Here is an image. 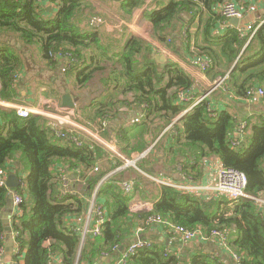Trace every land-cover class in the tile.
Instances as JSON below:
<instances>
[{
	"label": "trees",
	"instance_id": "16d2710c",
	"mask_svg": "<svg viewBox=\"0 0 264 264\" xmlns=\"http://www.w3.org/2000/svg\"><path fill=\"white\" fill-rule=\"evenodd\" d=\"M42 1L0 0V38L15 43L0 39L1 99H18L13 80L23 71L24 62L16 54L17 46L22 50L36 47L48 68L55 70L65 63L64 75H74V96L80 102L92 97L79 106L74 119L118 148L124 159L136 160L140 171L164 181L184 175L197 182L199 165L213 158L221 167L245 175L249 198L231 202L219 197L206 203L191 193L157 184L132 167L103 183L108 174L123 166L120 154L113 157L91 138L65 129L59 136L42 116L20 118L13 110L0 109V169L17 171L8 162L19 153L21 174L27 175L16 190L22 203L10 225L12 233H17L22 264H52L58 256L62 264H95L101 254L113 261L131 244L133 222L140 220L150 226L146 220L151 216L188 230L199 229L205 237L214 229H227L228 247L243 264H264V213L259 203L264 198V118L253 115L237 122L227 111L212 117L207 100L177 118L186 102L182 97L192 89L193 81L178 64L162 62L156 55L163 47L176 56L187 55L189 61H207L210 67L205 74L225 78L226 91L237 98L246 99L251 88L264 91V23L252 36L241 35L236 29L222 36L213 34L222 20L217 7L225 1L238 5L246 0H170L147 16L151 38L159 48L133 35L117 39L103 33L100 26L92 24L97 13L86 0H50L57 10L54 14L45 13ZM116 2V13L123 18L142 7L145 0ZM240 122L246 124L242 136L236 133ZM127 173L134 174L133 188L140 198L153 202L151 211L130 213L131 196L123 195L120 186ZM63 179L74 188L70 190L68 183L64 191ZM83 185L88 188L84 194ZM96 188L106 221L100 236L89 235L79 253L78 228L71 227L68 219L84 214ZM7 196L8 189L0 187V215ZM4 236L0 218V246ZM129 261L215 264L202 253L186 262L152 243Z\"/></svg>",
	"mask_w": 264,
	"mask_h": 264
},
{
	"label": "crops",
	"instance_id": "0c3cea01",
	"mask_svg": "<svg viewBox=\"0 0 264 264\" xmlns=\"http://www.w3.org/2000/svg\"><path fill=\"white\" fill-rule=\"evenodd\" d=\"M86 1H88L97 11H101L102 14H104L101 17L105 19V22L100 27L107 33H113L112 35L114 38L118 39L119 37L122 39L124 37L126 39L127 37L133 35L146 40L149 37H151L152 34V27L147 16L151 14L154 10H157V8L166 6L170 0H145V3L142 7L135 10L130 16H124L123 18L121 16L119 17L116 13L119 7V3L116 2V0L109 1L107 3V6L99 2L98 0H86ZM42 2L45 13L54 14L57 11L55 5L50 3V0H43ZM221 5H219L216 9V13L219 15H220L219 9ZM237 7L243 14L241 19H235L238 20L237 26L235 27L234 25H232L230 20H224L222 18V20L218 22L217 28L213 32V34L215 35L218 34L222 36L225 35L229 30L236 29L241 35H247L245 31L246 27L253 26L256 27L257 29L260 25L264 23V1L246 0L245 3L238 4ZM112 10H115V12ZM122 32L123 34H121ZM119 35H123V36L121 37ZM144 36L147 38L145 39ZM147 42L159 48V46H157L156 43H153L154 41L153 42L147 41ZM25 49L28 48L25 47ZM36 49L37 50L34 51L33 54L28 49V52L31 54L32 69L34 70L33 71L34 75L32 77H29L31 79L25 78L26 75L25 70L26 68H28V64H29L28 60L25 58V55L29 56L28 52H22L24 49L21 50V54L24 57L25 64L23 71L19 75H17L18 76L17 82H19L20 86H23V88L17 89L16 86L18 99L11 102L1 99L2 101L6 102L7 105H9V107L2 109L14 111L13 109L14 107L26 108L34 112L32 115H39L44 117L47 120L49 127L54 130L60 127L68 132H75L80 136L91 138L95 142H97L98 140H102L100 136L93 134L88 127L83 125L81 122H78L77 118L74 119V116H76L77 114L76 112L79 109V106L84 105L82 102L79 101L78 97L74 96L75 93L77 92L76 90L77 87H75L74 84V75L70 74L71 76H69V78H66V76L62 74L64 70L61 69L59 66L55 70L48 68L46 63H44L41 60V57L38 52L39 49L38 48ZM156 55L160 56L158 52ZM163 56L166 58V61L169 60L178 64L182 69L186 71V73L191 77L193 81L192 89L188 93L184 94L182 97V100L186 102L184 103L183 112L177 118H179L184 113L189 111L195 105L194 103L202 97L204 98V100L208 101V107L212 117H216L217 114L223 111H227L230 115H232L234 118L237 119V122L245 117H250L253 115H257L258 117L264 118V102L262 100V97H259L258 95H254L252 98H246V99L237 98L233 92L226 91V87L224 86L222 81L223 79L218 80L208 77L205 74V72H201L198 67L193 65V61L195 59H193V61H189L187 55H183V57H180L174 54L167 55L163 53ZM52 72L53 73L60 72V76L63 75L62 84H59L56 81V77H55L56 75L53 76L50 75L53 74ZM1 88H2V84H1ZM65 94L70 95V97L74 101L75 108L71 109L62 106L61 97ZM67 112H69V117L73 123V127L62 126V125L60 126L54 120L55 119L54 116L59 117L60 114L64 115ZM242 123L245 122H240L239 124ZM0 126H1V121H0ZM72 129L75 131H73ZM56 131L58 133L59 130L57 129ZM247 146L248 144L246 145V147ZM110 149H111L110 151L113 153V157H116L119 154L115 146H112ZM20 158H21V154L18 153L12 156L11 158L12 160L8 162L9 165L13 164L14 170L16 168L18 172L16 170H15L16 172L12 171L10 173L7 170L6 171L8 175L9 174L17 175L21 184L22 180L27 175L25 176L21 174L24 173V171H22V161L20 160ZM121 158L124 160L123 166L118 168L114 172L108 174L102 180L103 183L109 181L110 177L113 174L118 173L119 171L121 172L123 170H126V168L128 169L132 167L141 176L150 179L152 181H155L157 184H160L157 182V180H154L155 178L149 176V174L140 171L136 167V163L131 166L132 164L131 160H126L123 157ZM129 162L130 165H128ZM199 167L201 171V176L197 182L191 180L190 177H189L190 179L189 182L188 180H186L184 175L182 176V179L181 178L179 179V177H177V180H173L174 182L173 181L171 182L169 180L167 182L181 187L187 186L188 184H192L195 188L193 189L191 194L195 195L196 197L200 198L206 203L212 201L213 199L216 201L219 197L215 192H213L212 189L213 180L216 177L219 170L222 169L223 167H221V164L217 159H213V158L203 160L202 163L199 165ZM148 170L154 172L152 168H148ZM178 170H180V167H178ZM116 176L119 175L117 174ZM123 177L124 180L133 183L132 180L134 174L131 175V173H127L124 174ZM164 179L165 178L159 177L158 181H164ZM66 181L68 182L67 179ZM68 183L70 184L69 189L72 188L71 185L72 183L71 182ZM63 189L64 191L65 190L67 191L68 185L65 188L63 187ZM81 189H83V194H84V190H87L88 188L85 185H83ZM77 191L80 190L77 189ZM155 192H156L155 194L157 195L158 190L156 189ZM9 193H11L10 189H8V194ZM96 200L98 202L97 197ZM148 202H150L153 207V202H151L150 200ZM259 203L262 208V212L264 213V198L260 199ZM87 209L83 215L77 216L74 219H68V224L71 227L78 228L77 231L79 232L80 235L79 253L82 249L85 239L89 237V235L85 234L86 230L87 229L89 230L92 227V223H93L92 220L93 218L91 217L89 219L90 208L89 211ZM14 213H16V208H14ZM133 223L135 228L131 243L134 242L135 240H142V241H148L152 244L164 246L169 253L178 254L186 262L190 260V257L192 255L202 253L206 256H210L215 261V264H236V262L233 259V254L235 253L223 248L216 240H208L205 243L199 241L184 243L175 236L173 237L169 236L160 226H156V225L145 226L143 222L140 220H135ZM10 225H11V219H10ZM1 241L2 244L0 247L3 248V256H2L3 264H11L13 262V257H14L15 242L12 240L11 234H7L6 232L4 238H2ZM7 257L11 260L8 263H6ZM115 260L111 261L110 256H107L106 254H101L98 256V258H95V264H111ZM20 264H22V261ZM52 264H62L61 257L59 256L54 257L52 260Z\"/></svg>",
	"mask_w": 264,
	"mask_h": 264
},
{
	"label": "built area",
	"instance_id": "2783aa9c",
	"mask_svg": "<svg viewBox=\"0 0 264 264\" xmlns=\"http://www.w3.org/2000/svg\"><path fill=\"white\" fill-rule=\"evenodd\" d=\"M220 16L224 20H230V19H241L242 18V12L238 9L237 5L232 1H225L222 3L219 9ZM92 24L96 26H101L104 24V21L101 18H94L92 20ZM247 35L252 36L254 32L256 31V27L248 26L245 29ZM158 53H166V51L162 49H158ZM193 65L199 68L201 72H205L209 69L210 64L201 59H195L193 61ZM225 79V78H224ZM224 79L222 81H224ZM18 81V76L16 75L14 77L13 82L16 84ZM221 81V82H222ZM0 88H1V82H0ZM254 95H258L259 97L264 96V91L261 89H249L246 93L247 98H252ZM204 98L198 99L194 104L197 105L200 103ZM194 105V106H195ZM193 106V107H194ZM9 105H7L6 102L2 101L0 98V109L7 108ZM16 115L20 118H26L29 115H32L34 112L32 110L26 109V108H19L14 107L13 108ZM55 121L61 126H72L73 123L70 120L69 112L62 115L60 114L59 117L54 116ZM245 123L239 124L236 133L240 136L243 135V131L245 128ZM59 131L57 135L62 136L60 130L63 128L58 127ZM56 129V130H57ZM73 130V129H72ZM75 131V130H73ZM73 139V142H75L76 145H79V141L75 137H71ZM98 145L105 148L107 151L112 153L110 148L113 146L111 144H107L106 146L105 142L102 140H98L96 142ZM105 143V144H104ZM237 143H233V146H235ZM113 154V153H112ZM141 155V157H143ZM120 156L119 154L117 155ZM131 166L136 163V160L131 161ZM130 165V162L128 163ZM125 165V166H128ZM8 176V173L4 169H0V187H5L6 178ZM186 180L190 182L189 177H186ZM161 185L170 186L172 188H176L177 190L183 192V193H192L193 189L195 188L192 184H188L187 186L181 187L177 185H173L168 183L167 181H158ZM172 182V181H171ZM68 185V182L66 179H63V187L65 188ZM123 195L131 196V199L129 201V211L131 213H135L138 211H151L152 204L146 200H143L140 198V196L137 194V192L134 191L133 183L128 181H123L120 184ZM213 192L217 194L218 197L225 198L228 201H237L242 198H249V195L247 194V179L244 174H242L239 171L233 170V169H225L222 168L217 173L216 177L213 180L212 185ZM98 188L95 189L94 194L91 197L90 201V211H89V219L92 217L93 223L92 227L88 230H86V235H90L92 238H97L100 236L101 228L104 225L106 221L105 217V210L101 205L96 203V192ZM22 203V197L19 196L17 193L13 195V206L17 209V207ZM146 223L150 226L156 225L160 226L161 228L164 227L166 229L167 234H171L172 236L177 237L179 240H181L184 243L193 242V241H199V242H207L208 240H216L218 243L225 248L228 251H231L228 247V241H229V234L230 232L227 229H214L211 231L209 237L203 236L204 234L199 229L194 230H188L185 228H182L180 226L173 225L172 223L164 221L160 216H151L149 219L146 220ZM12 240L15 242V236H17V233H10ZM151 243L148 241H142V240H135L133 243H131L122 253L121 255L111 264H131L130 263V257L134 255L138 250L150 247ZM22 251L19 248L18 243L15 242V248H14V256L16 257V260L13 261L11 264H20L21 263V256ZM3 256V248L0 247V264H3L2 261ZM233 259L236 262V264H243V259L237 255L233 254Z\"/></svg>",
	"mask_w": 264,
	"mask_h": 264
},
{
	"label": "water",
	"instance_id": "95a60500",
	"mask_svg": "<svg viewBox=\"0 0 264 264\" xmlns=\"http://www.w3.org/2000/svg\"><path fill=\"white\" fill-rule=\"evenodd\" d=\"M230 22L235 27L238 24V20H235V19H230ZM159 60L164 62L166 61V58L163 56V54H160ZM61 103L63 107L71 108V109L75 108L74 101L72 100L69 94H65L61 97ZM19 186H20V181L17 175L9 174L6 178L5 187L7 189H10L11 193L8 194L6 206L4 207L0 215L1 223L4 227V231L7 234L11 233L10 219L15 215L14 206H13V195L16 193V190L18 189ZM122 251H123V248H120L119 252H122ZM10 261L11 260L7 257L6 263Z\"/></svg>",
	"mask_w": 264,
	"mask_h": 264
},
{
	"label": "rangeland",
	"instance_id": "374dc122",
	"mask_svg": "<svg viewBox=\"0 0 264 264\" xmlns=\"http://www.w3.org/2000/svg\"><path fill=\"white\" fill-rule=\"evenodd\" d=\"M99 2H101V3H103V4H105L106 6H107V3L109 2V1H112V0H98ZM112 11H114L115 12V10H112ZM95 13H97V16H94V17H92V18H96V17H100L104 22H105V19L104 18H102L101 16H103L104 14H102V12L101 11H97L95 8H94V14ZM118 15V14H117ZM119 16V15H118ZM120 17V16H119ZM91 18V19H92ZM102 32L103 33H106L103 29H102ZM111 34H113V33H111ZM144 38L146 39L147 37H145L144 36ZM1 40H3V41H6V42H9L11 45H13V43H14V40H11V39H9V38H7V37H3V36H1V38H0ZM147 41H150V42H153L152 41V39H151V37H149L148 39H146ZM145 40V41H146ZM153 43H155V42H153ZM158 46V45H157ZM14 50H15V46H13L12 47ZM18 48V49H17ZM17 48H16V54H19L18 56L23 60V62H24V57H23V55L21 54V50H22V48L23 47H18L17 46ZM160 49H162V50H164V51H166V53L165 54H167V55H172V54H175V53H173V52H171L170 50H167V49H165V48H163V47H161ZM29 50L32 52V54H33V52L34 51H36V47H30L29 48ZM22 52H28V49H24ZM158 54H162L161 52L160 53H158ZM28 55L29 56H27V55H25V58L28 60V62H29V64H28V68H26V70H25V72H26V75H25V78L26 79H31V78H29V77H32L34 74H33V69H32V62H31V54L28 52ZM176 55V54H175ZM30 58V59H29ZM25 64V63H24ZM64 66H65V63L63 62L62 63V65H61V69H64ZM67 67V66H66ZM53 73V72H52ZM62 74H64V72L62 73ZM51 76H53V75H56L55 77H56V81L59 83V84H62V81H63V75L62 76H60V72H56V73H53V74H50ZM47 80H49V79H47ZM46 80V81H47ZM15 86H17V89H21V88H23V86H20V83L19 82H17L16 84H15ZM90 98H92V97H90ZM89 98V99H90ZM89 99H86V100H82V103L83 104H86L87 103V101L89 100ZM94 126V125H93ZM93 134H96V133H94L93 131H91ZM97 135V134H96ZM98 136V135H97ZM102 139V141L103 142H105L104 144L106 145V146H108L107 144H110L107 140H104L103 138H101ZM117 150H118V148H117ZM118 153H119V150H118ZM158 153H160V152H158ZM120 154V153H119ZM121 155V154H120ZM122 156V155H121ZM123 157V156H122ZM154 180H158L157 178H155ZM123 181H126V180H123ZM95 192V191H94ZM94 192L92 193V195L94 194ZM92 195H91V197H92ZM91 197L89 198V202H90V200H91ZM88 202V211H89V208H90V203ZM96 203H98L99 205H101L99 202H97V200H96ZM102 206V205H101ZM104 209V208H103ZM131 213V212H130ZM132 214V213H131ZM163 229H164V227H163Z\"/></svg>",
	"mask_w": 264,
	"mask_h": 264
},
{
	"label": "clouds",
	"instance_id": "9594fccd",
	"mask_svg": "<svg viewBox=\"0 0 264 264\" xmlns=\"http://www.w3.org/2000/svg\"><path fill=\"white\" fill-rule=\"evenodd\" d=\"M204 100V99H203Z\"/></svg>",
	"mask_w": 264,
	"mask_h": 264
}]
</instances>
